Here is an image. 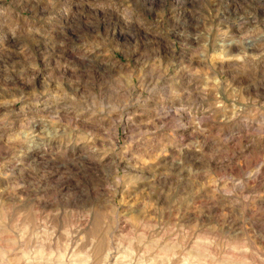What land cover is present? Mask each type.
Wrapping results in <instances>:
<instances>
[{"label": "rangeland", "instance_id": "obj_1", "mask_svg": "<svg viewBox=\"0 0 264 264\" xmlns=\"http://www.w3.org/2000/svg\"><path fill=\"white\" fill-rule=\"evenodd\" d=\"M0 264H264V0H0Z\"/></svg>", "mask_w": 264, "mask_h": 264}]
</instances>
